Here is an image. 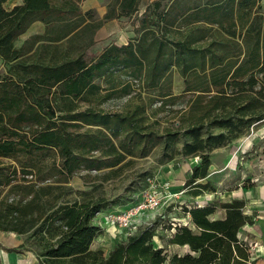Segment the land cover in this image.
Wrapping results in <instances>:
<instances>
[{"label":"trees","instance_id":"obj_1","mask_svg":"<svg viewBox=\"0 0 264 264\" xmlns=\"http://www.w3.org/2000/svg\"><path fill=\"white\" fill-rule=\"evenodd\" d=\"M7 1L0 0V231L39 237L37 264H162L166 254L153 245L154 224L118 241L107 255L91 249L101 230L93 217L133 200L67 199L69 182L81 171L106 180L154 143L180 142L177 153L200 160L184 186L192 195L213 191L205 178L209 151L264 121L261 0H151L141 12L142 0H113L106 16L138 13L135 34L90 58L84 48H63L92 20L82 0H20L5 7ZM36 20L43 32L17 46ZM37 42L34 59L27 58ZM173 69L182 78L178 93ZM113 98H125L121 109L102 106ZM243 207L240 200L182 207L195 229L164 223L168 242L190 249L171 261L252 264L248 243L237 236L253 222ZM218 209L223 217L211 218Z\"/></svg>","mask_w":264,"mask_h":264},{"label":"rangeland","instance_id":"obj_2","mask_svg":"<svg viewBox=\"0 0 264 264\" xmlns=\"http://www.w3.org/2000/svg\"><path fill=\"white\" fill-rule=\"evenodd\" d=\"M144 1L147 0H142L140 9H142ZM167 1L163 0V2ZM112 2L113 0H82L81 9L83 11L91 10L93 13L92 20L80 34L66 41L63 48L69 53L84 48V55L90 58L96 55L105 44L109 42L122 43L127 41L133 33L135 34V28L138 25V13L129 17L109 18L106 13ZM14 3L15 0H8L4 6L10 7ZM261 10L264 12V0H262ZM43 30V23L36 20L25 33L16 39L15 44L21 46L31 36L41 34ZM38 44L40 42H37L27 53V58L34 59L31 54H34L35 46ZM40 52L39 49L37 54ZM4 71L5 66L0 60V73H4ZM170 75L173 91L175 93L180 92L183 86L181 76L175 69L171 71ZM124 102L125 98H113L102 106L106 109L118 110L122 108ZM164 124L166 123L162 121V125ZM180 145V142H175L166 148L163 141L156 142L144 156L127 157L131 158V161L124 165L118 173L111 175L106 180L96 176L99 173H95V171H81L70 180L69 185L72 192L66 197L67 199H73L76 196L93 199L106 198L107 201L115 198H129L133 202L151 196L163 198L161 205L139 211L132 217V232L135 233L147 225H158L152 238L153 245L163 248L166 254V259L162 264H174L171 261L173 255H182L189 252L190 249L186 245L178 246L169 243V238H167L169 231L165 228L164 223L172 221L180 226L195 229L190 217L183 214L182 207L185 205L192 206L197 202H208L215 205L219 202L216 199V193H212V190L203 191L197 202L192 201L191 198L194 197L189 193V189L184 186V181L189 168L200 164V160L192 156L182 157L177 153ZM102 170H109V168ZM205 178L214 187L213 191L232 187L236 180L240 184L242 182L243 185H249L253 179H255L253 183H264V121L231 143L211 149L209 151L207 177ZM197 181L204 182L205 180ZM78 192H81V195ZM128 203L104 207L93 217V224L99 226L101 230L92 240L91 249L100 248L107 255L118 241L124 240L128 236V227L113 219V216L121 213L129 206ZM108 210L110 212L105 213ZM219 211L220 209L216 212ZM51 233L54 234V231ZM41 242L42 240L32 235L31 231L25 234L0 231V251L5 252L4 254H7L5 256L11 261L14 257L19 258L21 261L19 264H37L41 258L38 256L41 250ZM0 263H2L1 260Z\"/></svg>","mask_w":264,"mask_h":264},{"label":"crops","instance_id":"obj_3","mask_svg":"<svg viewBox=\"0 0 264 264\" xmlns=\"http://www.w3.org/2000/svg\"><path fill=\"white\" fill-rule=\"evenodd\" d=\"M149 1L151 0H147L143 2V7L142 9H140V12L143 10L145 4ZM15 3H20V0H15ZM260 4L262 7V0L260 1ZM126 42L127 41L122 42V43H116V44H123ZM111 43L113 42H109L105 44L103 47H101L99 52H101L105 47H107ZM191 168L192 166L189 168L188 175L191 172ZM188 175L185 177V179L188 177ZM254 181L255 179H253V181H251L249 185H243L242 182L240 184L239 181L236 180L232 187L225 188L223 190L218 189L217 191H212V193L213 192L214 194L216 193V199L219 201L227 202L231 200H240L244 202L243 212L246 215L252 216L253 222L251 224L247 223L241 226L237 232V236L241 240L248 243L252 264L253 263L254 264H264V183L263 182L253 183ZM201 196L202 194L193 195L194 198H191V199L192 201L197 202L199 199L198 197H201ZM206 204H208V202L207 203L197 202V204H194V205L203 206ZM109 212L110 210H108V212H105V213H109ZM223 215H224V211L220 209L219 212L212 214L210 217L211 218H221L223 217ZM4 253L5 252L0 251V260L2 262L0 264H19L21 262L19 258L17 257H14L12 261L9 260L7 256H5L7 254H4Z\"/></svg>","mask_w":264,"mask_h":264},{"label":"built area","instance_id":"obj_4","mask_svg":"<svg viewBox=\"0 0 264 264\" xmlns=\"http://www.w3.org/2000/svg\"><path fill=\"white\" fill-rule=\"evenodd\" d=\"M163 198H155V197H147L142 198L140 201L130 202L128 203L129 206L126 207L121 213L113 216L115 221L119 222L121 225L128 227V235L133 234L132 232V224L133 220L132 217L139 211H142L147 208H154L161 205ZM164 199H171V198H164ZM113 222V221H112Z\"/></svg>","mask_w":264,"mask_h":264}]
</instances>
